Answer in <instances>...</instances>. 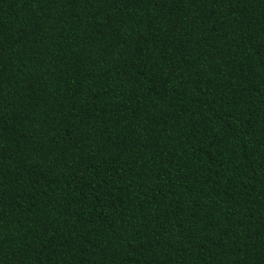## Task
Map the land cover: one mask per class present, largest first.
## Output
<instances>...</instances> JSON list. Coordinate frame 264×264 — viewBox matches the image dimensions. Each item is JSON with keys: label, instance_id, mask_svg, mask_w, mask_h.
<instances>
[{"label": "trees", "instance_id": "1", "mask_svg": "<svg viewBox=\"0 0 264 264\" xmlns=\"http://www.w3.org/2000/svg\"><path fill=\"white\" fill-rule=\"evenodd\" d=\"M0 264H264V0H0Z\"/></svg>", "mask_w": 264, "mask_h": 264}]
</instances>
